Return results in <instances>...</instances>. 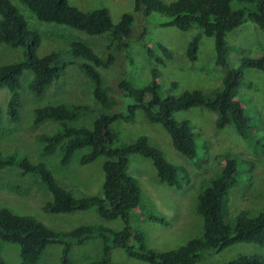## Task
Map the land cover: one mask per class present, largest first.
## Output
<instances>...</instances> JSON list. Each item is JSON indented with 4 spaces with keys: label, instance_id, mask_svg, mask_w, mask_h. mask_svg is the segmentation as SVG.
Masks as SVG:
<instances>
[{
    "label": "trees",
    "instance_id": "trees-1",
    "mask_svg": "<svg viewBox=\"0 0 264 264\" xmlns=\"http://www.w3.org/2000/svg\"><path fill=\"white\" fill-rule=\"evenodd\" d=\"M18 1L39 22L66 26L89 36L108 34L102 56L96 55L87 44L73 41L69 51L72 61L60 51L37 58L35 51L40 45V33L29 29L26 19L10 0H0V44L26 48L27 53L24 59L0 66V89H6L9 94L4 111L0 108V119L5 116L12 123L19 122L24 72L32 74L29 92L39 97L52 82L60 79L68 64L75 63L92 82L94 106L48 104L33 110L32 122L34 126L48 120L58 123L52 133L39 134L36 140L46 153L57 149L61 152V166L68 165L72 155L84 148H89L90 152L80 158L81 165L98 157L106 158L102 165V196L75 197L57 182L45 164H34L13 155L0 154V169L17 166L24 174H35L51 194V200L42 207L45 213H73L96 207L102 219L111 221L120 217L126 225L119 231L85 225L68 232H57L30 217L0 207V240L18 246L20 264H38L43 251L51 244L62 247L59 264H69L71 246L94 236L102 239L103 252L99 260L89 264H112L110 240L113 246L123 248L128 256L149 264H198L204 250L217 253L238 243L264 245V210L255 218L240 212L233 227L227 222L228 193L237 182L235 162L227 158L219 175L198 195L196 211L203 221L201 235L173 251L154 252L146 248L142 238L133 234L127 225L129 212L139 203V188L127 173L129 157L137 154L150 159L159 180L169 187L182 189L189 181V175L184 168L168 163L160 150L149 145L146 136L125 143L112 127L117 121L132 122L135 114L141 111L150 124L163 127L174 150L188 160L196 157V131L188 121H175L174 113L191 108L207 110L216 115L218 130L232 125L240 137L247 138L252 131L251 118L235 97L243 81L244 69L260 71L264 85V54L257 58H242L237 68H228L226 37L245 22L264 32V0H176L170 4L161 0H134L133 12L123 14L117 24L112 23L105 9L84 13L67 0ZM233 3L238 7L233 8ZM153 12L169 18L164 26L180 31L193 28L199 31L187 46V58L191 62L197 59L201 35L213 39L215 65L226 70L220 87L207 92L192 90L178 96L162 97L157 69L150 70L152 80L145 86L136 87L127 80V43L134 36H143L144 20ZM139 19H143L141 28ZM160 49L168 56L164 48ZM147 55L153 58L150 48ZM81 114L95 116L92 127L69 124ZM0 264H6L1 257ZM225 264H262V259L256 255H240Z\"/></svg>",
    "mask_w": 264,
    "mask_h": 264
},
{
    "label": "rangeland",
    "instance_id": "rangeland-1",
    "mask_svg": "<svg viewBox=\"0 0 264 264\" xmlns=\"http://www.w3.org/2000/svg\"><path fill=\"white\" fill-rule=\"evenodd\" d=\"M68 3L88 13L105 9L113 24H117L125 13H132L134 0H67ZM170 4L176 0H161ZM26 19L30 30L41 35L35 56L41 58L52 51H60L69 61L70 44L80 41L102 56L108 44V34L89 36L66 26L42 23L18 0H10ZM237 8L236 4H232ZM169 20L165 15L153 12L145 18L143 36L130 38L125 52L126 77L136 87L147 85L151 80V69H157V82L162 97L178 96L185 91H211L221 86L225 69L215 65L213 39L201 35L197 59L187 58V46L199 32L193 28L180 31L163 24ZM141 28L143 19L138 20ZM228 47V68H237L240 59L257 58L264 54V32L254 24L245 22L226 37ZM164 48L168 56L164 55ZM152 51L153 58L147 55ZM26 48H11L0 44V66L26 57ZM79 62V60H76ZM120 61V59H119ZM160 61V62H159ZM119 64V62H118ZM243 81L235 100L240 102L245 113L251 118L252 131L243 139L234 126L221 130L215 126L216 115L201 108H191L173 114L175 121H188L196 131V157L188 160L178 154L168 133L159 124H150L141 111L132 122L117 121L112 127L125 143H132L139 136H146L148 143L160 150L166 161L185 169L189 181L182 189L169 187L157 177L150 159L134 154L129 157L127 173L139 188V203L129 212L128 226L133 234L139 235L143 244L154 252H168L184 246L189 240L202 233L203 221L196 211L197 198L223 169L226 159L236 165V184L228 193V217L230 227L240 212L249 218L257 217L264 210V85L263 75L254 69L242 71ZM32 74L24 72L21 78L20 119L12 123L5 116L0 119V154L13 155L31 163H42L51 170L57 182L75 197L102 196L105 157L81 165L79 160L90 152L89 148L77 150L68 165L59 163L61 152L57 149L46 153L36 140L39 134H50L58 126L55 121H45L34 126L33 110L48 104L93 105L92 82L85 77L78 66L68 64L60 79L51 83L42 96H33L28 90ZM6 89H0V108L4 111L8 98ZM94 115L81 114L70 125L92 127ZM18 188V190L13 189ZM51 200L47 188L34 174H24L19 167L0 169V207L26 216L43 226L57 231L68 232L80 226L97 225L114 231L126 225L119 217L115 220L102 219L96 207L73 213L48 214L42 207ZM155 219V220H154ZM109 241V259L112 264H149L127 255L123 248L113 246ZM62 247L51 244L45 248L38 264H59ZM102 239L94 236L81 244H73L69 253V264H89L102 255ZM240 255L259 256L264 264V245L238 243L221 252L204 250L198 264H225ZM0 257L6 264H20L17 245L0 240Z\"/></svg>",
    "mask_w": 264,
    "mask_h": 264
}]
</instances>
